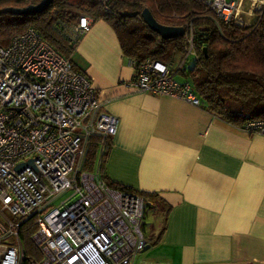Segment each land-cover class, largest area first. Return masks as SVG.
<instances>
[{"label":"built area","instance_id":"2783aa9c","mask_svg":"<svg viewBox=\"0 0 264 264\" xmlns=\"http://www.w3.org/2000/svg\"><path fill=\"white\" fill-rule=\"evenodd\" d=\"M198 1L218 28L251 26L264 16V0ZM92 21L82 13L63 28L74 47ZM182 27L184 53L178 66L131 61L130 85L134 91L200 106L192 85L178 72L189 58H198L197 39L206 37L198 35L192 21ZM118 121L102 109L89 77L34 29L0 45V264L133 263L146 246L143 197L109 185L98 168L80 167L90 136H111ZM242 129L264 135V119L249 120ZM27 219L36 254L21 252Z\"/></svg>","mask_w":264,"mask_h":264},{"label":"crops","instance_id":"0c3cea01","mask_svg":"<svg viewBox=\"0 0 264 264\" xmlns=\"http://www.w3.org/2000/svg\"><path fill=\"white\" fill-rule=\"evenodd\" d=\"M118 118L104 162L112 182L154 192L132 264H264V135L168 95L134 91L132 62L104 20L71 56ZM159 241L151 237L161 227Z\"/></svg>","mask_w":264,"mask_h":264},{"label":"trees","instance_id":"16d2710c","mask_svg":"<svg viewBox=\"0 0 264 264\" xmlns=\"http://www.w3.org/2000/svg\"><path fill=\"white\" fill-rule=\"evenodd\" d=\"M38 1L0 0V45L6 46L15 34L32 28L71 59L74 44L63 28L85 13L93 21L101 19L111 26L123 56L135 65L146 59L173 64L184 53L183 36L163 39L145 25L139 14H121L124 11L140 13L147 8L162 25L182 27L192 21L198 35L206 37L197 39L198 58L188 59L186 66L178 72L181 80L192 85L206 109L239 128L249 120L264 119V16L251 26L219 24V29L210 11L198 0H52L39 13L26 15L1 11L4 7H23ZM110 146V136H90L80 167L87 171L98 168L101 178L109 185L141 195L145 202L143 220L150 207L147 202L155 199L157 194L112 182L105 176L103 165ZM169 209L161 214V227L152 235L151 244L157 243L164 233ZM32 230L30 220H25L20 234L24 254H36L29 242ZM19 264L27 262L21 260Z\"/></svg>","mask_w":264,"mask_h":264},{"label":"water","instance_id":"95a60500","mask_svg":"<svg viewBox=\"0 0 264 264\" xmlns=\"http://www.w3.org/2000/svg\"><path fill=\"white\" fill-rule=\"evenodd\" d=\"M52 0H39L35 4H29L23 7H4L1 9L2 12L11 13V14H34L43 11ZM123 16H135L138 15L141 17L145 25L150 28L152 31L156 32L161 38L169 39L177 36H182L184 34V28L180 26H166L158 23L154 17L152 16L151 12L144 8L140 11V13L134 12H121ZM205 50V48H203ZM23 164H19L17 166L18 169L21 168Z\"/></svg>","mask_w":264,"mask_h":264},{"label":"rangeland","instance_id":"374dc122","mask_svg":"<svg viewBox=\"0 0 264 264\" xmlns=\"http://www.w3.org/2000/svg\"><path fill=\"white\" fill-rule=\"evenodd\" d=\"M190 60H191V58H189V61H190ZM179 61H180V57L177 58V59L174 61V63H173L174 67H177V66H178ZM77 159H78V158H77Z\"/></svg>","mask_w":264,"mask_h":264}]
</instances>
